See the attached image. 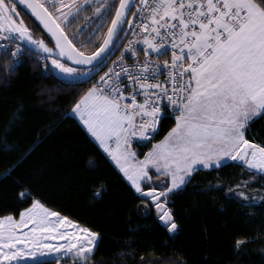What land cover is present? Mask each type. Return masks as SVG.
<instances>
[{"label":"snow or ice","instance_id":"1","mask_svg":"<svg viewBox=\"0 0 264 264\" xmlns=\"http://www.w3.org/2000/svg\"><path fill=\"white\" fill-rule=\"evenodd\" d=\"M18 4L31 10L54 46L33 36ZM81 7L77 0H0V40L27 41L47 53L50 65L45 63L41 75L46 72L55 79L53 69L64 76L87 75L65 59L74 65L93 64L109 53L124 31L121 25H128L133 39L123 44L119 60L74 101L71 111L118 166L138 194L135 198L154 208L170 233L179 225L169 196L200 167L221 166L229 158L264 173V133L259 141L248 135L252 123L264 120V0H139L136 12L130 0H118L94 51L77 46L62 26ZM22 50L21 44H0V55L13 58L5 70L6 82L7 73L20 66ZM141 51L143 61L127 63L129 54L136 57ZM169 52L170 59L161 64ZM173 114L174 125L140 159L134 143H151ZM7 136L5 129L0 141L6 143ZM17 195L26 206L0 215V264H18L37 251L61 249L76 264H89L99 246L98 232L46 206L29 187L21 185Z\"/></svg>","mask_w":264,"mask_h":264},{"label":"trees","instance_id":"2","mask_svg":"<svg viewBox=\"0 0 264 264\" xmlns=\"http://www.w3.org/2000/svg\"><path fill=\"white\" fill-rule=\"evenodd\" d=\"M100 43L97 35L88 51ZM11 63L10 55H0V137L8 130L6 143L0 141V215L26 206L17 195L24 185L46 206L99 233L89 264H264L263 174L237 162L194 172L169 196L179 225L170 233L71 115L74 101L107 66L69 82L41 75L40 66L23 59L6 82ZM173 125L169 119L151 143H134L138 157ZM262 133L264 120L257 119L248 135L259 141Z\"/></svg>","mask_w":264,"mask_h":264},{"label":"flooded vegetation","instance_id":"3","mask_svg":"<svg viewBox=\"0 0 264 264\" xmlns=\"http://www.w3.org/2000/svg\"><path fill=\"white\" fill-rule=\"evenodd\" d=\"M67 2L68 0H65V3ZM77 2L82 6L81 10L79 12L73 10V14L69 15L63 27L66 28L70 38L73 39L77 46L86 45L88 50L90 42H94L97 35L101 37V41L103 40L107 27L110 24V12H114L118 0H106V2L105 0H89L88 3H84V0H77ZM101 3L104 4V7L101 8L100 13L95 12V8ZM109 6H111L110 9ZM18 10L33 34L36 37H43L45 41L49 43L42 33L38 31L31 18L20 8H18ZM49 46H51V43H49Z\"/></svg>","mask_w":264,"mask_h":264},{"label":"water","instance_id":"4","mask_svg":"<svg viewBox=\"0 0 264 264\" xmlns=\"http://www.w3.org/2000/svg\"><path fill=\"white\" fill-rule=\"evenodd\" d=\"M136 2H137V0H130L131 11H133V9H134V7L136 5ZM17 7L20 8L21 10H23L26 13V15L34 21V23L39 27V29L49 39V41L51 42V46L50 47L54 46V40H52L50 34L47 32L46 29H44L43 25L31 14V10L28 9L26 7V5H23V4H18ZM127 18L130 19L131 15L129 14ZM121 27L124 29V31L119 33L118 37L114 40V43L109 46V53L106 54L104 57H102L100 60L94 61L93 64H91V65H74L73 62L67 61L65 59V62L68 63L70 66H74V67H77V68L82 69L84 71H88V72H86L87 75H81L79 77L73 78L72 76H64L63 74H61V73H59L57 71V74L55 76L59 80H64V81H69L70 82V81H74V80H78V79H86L89 76H91L92 74L98 73L99 70L101 69V67L106 65L112 59V57L116 54V52L118 51L122 41L124 40V38H125V36H126V34L128 32L129 27H128V25L126 23L121 25ZM16 42L19 43V44H22V43H20L18 41H16ZM22 45H24L30 51H33V52L38 53V54H41V53L33 50L34 44L26 43V44H22ZM41 55H43V54H41Z\"/></svg>","mask_w":264,"mask_h":264},{"label":"rangeland","instance_id":"5","mask_svg":"<svg viewBox=\"0 0 264 264\" xmlns=\"http://www.w3.org/2000/svg\"><path fill=\"white\" fill-rule=\"evenodd\" d=\"M76 12V11H75ZM74 12V13H75ZM73 14V12H72ZM65 23V22H64ZM64 25V24H63ZM62 25V26H63ZM33 34V32H32ZM33 36L36 38V39H40V37H36L34 34ZM22 44H26V43H29L27 41H20V40H16ZM33 50L43 54L45 57L48 56L47 53H44L42 50H40L39 48H37L35 45L33 46ZM48 64L50 65V60H48ZM53 72L54 74L56 75L57 74V70L53 69ZM80 75H72L73 78L75 77H78ZM71 115L74 116L76 119H78L79 121H81L79 119L78 116L74 115L71 111ZM82 122V121H81ZM83 123V122H82ZM228 160L230 161H233V162H237V161H234V160H231L229 158H224L221 162V165L224 164L225 162H227ZM109 161L110 162H113V165L114 167L119 171V168L118 166L115 164L114 161L111 160V158L109 157ZM241 162V161H240ZM247 166V165H246ZM219 166H213L212 168H217ZM212 168H203V167H200L199 169H202V170H209V169H212ZM251 171H254V172H257L259 174H263L262 172H260L259 170H256V169H250ZM120 172V171H119ZM120 174L122 175L123 177V174L120 172ZM124 178V177H123ZM125 179V178H124ZM126 181V179H125ZM127 182V181H126ZM128 183V182H127ZM130 186V185H129ZM183 185H181L180 187H182ZM178 190V189H176ZM175 191V190H174ZM162 223V222H161ZM29 227H31V225H29ZM27 230V229H25ZM53 243H64V241H53ZM42 262H50V263H54V264H62V263H73V262H76L74 259H73V256L71 253H67L65 252L63 249H61L59 252H51V253H48V252H45L44 254H41L40 251H37L35 256H28V257H21L18 261V264H38V263H42Z\"/></svg>","mask_w":264,"mask_h":264},{"label":"built area","instance_id":"6","mask_svg":"<svg viewBox=\"0 0 264 264\" xmlns=\"http://www.w3.org/2000/svg\"><path fill=\"white\" fill-rule=\"evenodd\" d=\"M129 39H133V34H132V31H131V30L128 31L127 36H126L125 39L123 40L122 45H121V47H120V49H119V51H118V54H117L116 57H115V58L109 63V65L107 66V68L105 69L104 72H107V71L109 70V68H112V67H113V62H114V61H118V60H119V57H120L121 53L123 52V44H126V43L128 42ZM0 44H8V46H9L10 48H15V46H16V43L8 42V41H0ZM137 47L142 48L143 46H142V45H137ZM22 49H23V50H22L20 56L18 57L19 61H21V60H23V59H29V60H32L33 62H35V63H36L37 65H39L41 68H44L45 63H47V60L45 59V57L40 56V55H38V54H32L31 52L27 51L23 46H22ZM9 54H10V53H9ZM170 55H171V53L169 52L168 55L163 56V57L161 58V61H160L161 64H162L163 59H170ZM10 56H11V54H10ZM129 57H130V58L127 59V63H128V64H133V63H136L137 61H143V60H144V55H143V52H142V51H141V52L138 54V56H136V57H131L130 54H129ZM11 58H12V57H11ZM153 59H155V54H153ZM12 60H13V58H12ZM115 70H116V71H119V67H117ZM104 72H103V74H104ZM103 74H102V75H103ZM166 77H167V73L165 72V74H164L163 76L160 77L161 81H163L164 79H166ZM99 78H100V76H99L98 78H96V79L91 80V81L89 82V87H90L92 84L97 83V82L99 81ZM140 98L142 99V97H140ZM170 120L175 121V120H174V114L171 116ZM141 142H144V141H141Z\"/></svg>","mask_w":264,"mask_h":264},{"label":"crops","instance_id":"7","mask_svg":"<svg viewBox=\"0 0 264 264\" xmlns=\"http://www.w3.org/2000/svg\"><path fill=\"white\" fill-rule=\"evenodd\" d=\"M79 122H80L81 126L85 129V131L87 132V129H86V127L83 125V123H82L81 121H79ZM87 134H88V135L90 136V138H91V139H92V140L98 145V147H99L101 150H103V149L99 146L98 142L95 141V138L92 137L90 133L87 132ZM227 162H233V161L228 160ZM227 162H225V163H227ZM237 162L243 164V162H240V161H237ZM112 164H113V162H112ZM244 165H245V164H244ZM113 166H114V165H113ZM180 188H181V187H180ZM180 188H178V189H180Z\"/></svg>","mask_w":264,"mask_h":264}]
</instances>
